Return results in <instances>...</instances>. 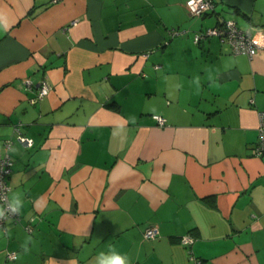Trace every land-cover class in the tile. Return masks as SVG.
<instances>
[{"label": "crops", "instance_id": "obj_1", "mask_svg": "<svg viewBox=\"0 0 264 264\" xmlns=\"http://www.w3.org/2000/svg\"><path fill=\"white\" fill-rule=\"evenodd\" d=\"M185 1L0 0V161L24 201L0 264H95L110 247L129 264H264V50L194 38L224 18L264 31V0L201 16Z\"/></svg>", "mask_w": 264, "mask_h": 264}, {"label": "built area", "instance_id": "obj_2", "mask_svg": "<svg viewBox=\"0 0 264 264\" xmlns=\"http://www.w3.org/2000/svg\"><path fill=\"white\" fill-rule=\"evenodd\" d=\"M185 6L187 10L195 16H201L213 11V0H186ZM178 30H173L172 35L178 34ZM195 40L198 41L202 38L210 36H217L222 41L228 42L232 46L234 53L247 54L250 58L253 57L258 51L264 50V31L261 28L243 29L240 28L236 21L232 18H224L218 24L212 27H207L204 30L198 31L195 35ZM23 83L30 87L32 81L24 79ZM48 92V86L43 84L38 89L34 97L29 98V102L34 104L38 99L42 98ZM258 139L254 148L256 154H264V109L258 111ZM156 123L160 126L165 124V119L162 116H155ZM17 140L23 145L31 146L33 140L25 135L19 134ZM10 141L5 142V146L9 147ZM11 172V159L9 154H6L0 161V206L5 205V201L9 198L10 187L7 183V178ZM10 218L15 220L20 219V214H12ZM5 219H0V224ZM144 237L155 238L158 235L157 228L154 225H149L144 229ZM184 243H191L193 238L185 235L181 238ZM8 257L14 259L15 253H9Z\"/></svg>", "mask_w": 264, "mask_h": 264}, {"label": "clouds", "instance_id": "obj_3", "mask_svg": "<svg viewBox=\"0 0 264 264\" xmlns=\"http://www.w3.org/2000/svg\"><path fill=\"white\" fill-rule=\"evenodd\" d=\"M14 150V149H12ZM24 206L23 197L19 193H14L11 197L7 198L5 205L0 206V219H9L12 214H21ZM8 234V230H4V235ZM30 242V239H29ZM28 242L23 245L24 253H28ZM95 264H129V258L110 247L107 252H100L95 258Z\"/></svg>", "mask_w": 264, "mask_h": 264}]
</instances>
